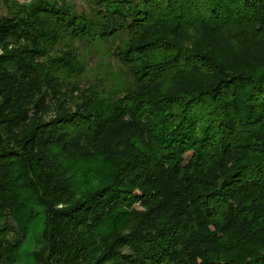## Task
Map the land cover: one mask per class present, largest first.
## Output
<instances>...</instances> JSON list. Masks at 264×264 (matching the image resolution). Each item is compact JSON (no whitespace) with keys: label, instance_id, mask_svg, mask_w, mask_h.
Masks as SVG:
<instances>
[{"label":"trees","instance_id":"16d2710c","mask_svg":"<svg viewBox=\"0 0 264 264\" xmlns=\"http://www.w3.org/2000/svg\"><path fill=\"white\" fill-rule=\"evenodd\" d=\"M85 1L2 0L0 264H264V0Z\"/></svg>","mask_w":264,"mask_h":264},{"label":"rangeland","instance_id":"374dc122","mask_svg":"<svg viewBox=\"0 0 264 264\" xmlns=\"http://www.w3.org/2000/svg\"><path fill=\"white\" fill-rule=\"evenodd\" d=\"M34 0H12V4L15 6H24L27 5L29 3H31ZM75 6L77 7L78 10H82L85 9L86 7H88L87 2L85 0H71ZM6 11V6L4 5V3L2 2V0H0V15L5 14ZM88 60H89V64L90 66V70L94 73H101V74H105V71L103 70L102 66H107L109 65V67L113 66L109 63H112V58L111 56H107V52H106V47L104 45L101 46H94L90 49V51L86 52ZM97 66V70L95 69V67ZM107 67V68H109ZM99 73V74H100ZM91 73H89L90 75Z\"/></svg>","mask_w":264,"mask_h":264}]
</instances>
